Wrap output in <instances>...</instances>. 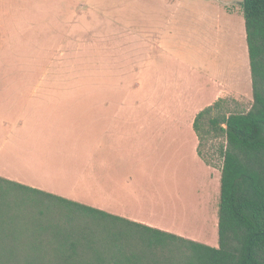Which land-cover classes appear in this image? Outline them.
<instances>
[{
  "label": "crops",
  "instance_id": "crops-1",
  "mask_svg": "<svg viewBox=\"0 0 264 264\" xmlns=\"http://www.w3.org/2000/svg\"><path fill=\"white\" fill-rule=\"evenodd\" d=\"M163 1L154 0V4ZM217 1L223 22L238 21L239 37L235 33L240 41L234 55L243 59L239 80L213 76L199 67L196 55L192 64L175 61L164 73L158 69V60L150 63L151 49H162L159 37L151 48L143 19L139 47L131 40L133 34L123 35L120 25L112 23L107 25L100 55L93 58L105 80L96 89L101 96L93 101L60 95L69 91L68 85L23 83L20 70L7 69L1 5L0 178L182 237L157 214L159 204L177 202L170 185L178 179L182 164L190 159L204 173V184L220 191V177L198 155L194 119L204 108L228 98L231 86L252 90L240 2ZM149 2L143 0V9L152 5ZM175 10L167 14L170 20ZM170 22L161 25L160 32ZM136 55H147L139 68L134 67ZM133 92H140L141 99H134L138 96ZM118 93L124 97L117 99ZM199 180L197 174L194 181ZM157 184L169 190L164 193ZM90 188L93 196L83 192Z\"/></svg>",
  "mask_w": 264,
  "mask_h": 264
},
{
  "label": "trees",
  "instance_id": "trees-1",
  "mask_svg": "<svg viewBox=\"0 0 264 264\" xmlns=\"http://www.w3.org/2000/svg\"><path fill=\"white\" fill-rule=\"evenodd\" d=\"M240 6L252 104L220 99L193 122L206 165L203 141L219 140L218 247L0 178V264H264V0Z\"/></svg>",
  "mask_w": 264,
  "mask_h": 264
},
{
  "label": "rangeland",
  "instance_id": "rangeland-1",
  "mask_svg": "<svg viewBox=\"0 0 264 264\" xmlns=\"http://www.w3.org/2000/svg\"><path fill=\"white\" fill-rule=\"evenodd\" d=\"M149 3L152 5L143 9V0H0L5 21L7 69L20 70L23 83L68 85L69 91L60 95L93 101L101 96L96 89L105 82L104 76L101 77L95 68L93 58L100 55V47L108 35L107 25H120L123 35L126 32L133 34L135 38L131 40L139 47L143 19L147 23L151 48L153 40L159 37L158 45L166 53L151 49L150 63L158 60L159 70L166 73L170 63L175 61L192 64L196 58L192 55H196L199 67L205 68L213 76L222 74L234 81L239 80L238 74L243 73V59L234 55L240 41L235 33L239 37L238 21L223 22L224 15L223 12L219 13L217 0H165L157 4L150 0ZM173 9L176 10L170 20L167 14ZM145 11L146 17H143ZM167 22H170L167 29L163 31L162 28L160 32L161 25ZM146 58L147 55H136L134 67L142 66ZM133 87L136 89V86ZM242 91L231 86L228 98H224V106L232 110L249 109L252 90L250 92L247 88ZM122 95L124 97L123 93H118L117 99H122ZM133 95L138 96L134 99H141L140 92H133ZM218 143L219 140L207 137L200 148L202 157L215 169L216 177H220L222 165L217 154ZM153 163L149 162L151 167L155 166ZM182 166L177 172L178 179L170 185L177 202L159 204L157 214H161L163 221L176 227L183 234L182 237L217 248V186H206L204 173L190 159ZM197 174L200 180L195 182ZM162 186V192L166 193L169 188L165 184H157V187ZM79 191L76 189V192ZM83 192L93 196V188ZM16 194L26 196L27 193L16 191ZM167 195L164 194V197H172ZM15 209L14 206L11 212L14 219L18 217Z\"/></svg>",
  "mask_w": 264,
  "mask_h": 264
}]
</instances>
